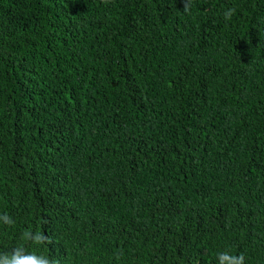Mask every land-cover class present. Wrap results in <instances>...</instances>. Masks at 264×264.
Masks as SVG:
<instances>
[{"label": "trees", "instance_id": "trees-1", "mask_svg": "<svg viewBox=\"0 0 264 264\" xmlns=\"http://www.w3.org/2000/svg\"><path fill=\"white\" fill-rule=\"evenodd\" d=\"M185 2L0 0V255L264 264V0Z\"/></svg>", "mask_w": 264, "mask_h": 264}, {"label": "clouds", "instance_id": "clouds-1", "mask_svg": "<svg viewBox=\"0 0 264 264\" xmlns=\"http://www.w3.org/2000/svg\"><path fill=\"white\" fill-rule=\"evenodd\" d=\"M107 2V0H105ZM191 6V0H186L185 2V10H188ZM235 13V9H229L224 13V18L226 20H230L232 15ZM11 223V221H8ZM25 239H31L35 241L39 239V237H31L30 234L25 233ZM219 264H243L244 257L233 256L227 252L220 253L218 256ZM28 262H32V264H47L48 259L44 257L37 256L35 253H26L23 247H18L14 250L12 254H4L0 255V264H28Z\"/></svg>", "mask_w": 264, "mask_h": 264}]
</instances>
